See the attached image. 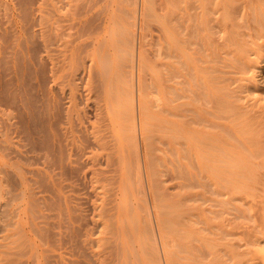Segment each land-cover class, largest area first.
I'll return each mask as SVG.
<instances>
[{
	"label": "bare ground",
	"instance_id": "6f19581e",
	"mask_svg": "<svg viewBox=\"0 0 264 264\" xmlns=\"http://www.w3.org/2000/svg\"><path fill=\"white\" fill-rule=\"evenodd\" d=\"M90 1L92 6H79L80 0H0V202L11 204L9 221L0 228V264H227L224 246L236 247L227 239L232 230L222 237L228 221H217L225 204L211 212L214 217L203 212L202 227L195 228L181 223L191 194L176 192L179 198L172 201L167 190L206 181L214 202L231 204L236 217L244 218L248 208L255 212L248 216L264 217L255 200V192L264 191V103L257 113L254 106L263 99L252 105L243 95L259 93L251 72L263 57L264 0H255L259 5L252 9L220 1L216 70L203 67L202 20L209 18L202 6L199 16L196 6L162 11L169 21L159 16L163 43L155 58L159 68L152 69L155 101L145 85L149 59L143 46L148 21L155 19L154 0H124L121 9L118 0ZM117 49L130 63L128 87L126 78L121 81L125 73L117 74ZM85 54L95 59L94 71L84 65ZM84 73L93 96L81 93ZM206 96L213 103L209 115L201 106ZM153 150L172 157L163 158L165 166L163 160L155 166L154 158L153 166L146 157ZM155 167L167 170L166 183L180 182L158 188ZM260 223L255 241L262 244ZM235 257L232 264L243 263Z\"/></svg>",
	"mask_w": 264,
	"mask_h": 264
},
{
	"label": "rangeland",
	"instance_id": "374dc122",
	"mask_svg": "<svg viewBox=\"0 0 264 264\" xmlns=\"http://www.w3.org/2000/svg\"><path fill=\"white\" fill-rule=\"evenodd\" d=\"M84 1V3H82L81 2V0H80V3H79V6H83V5H86V6H92V3H91V1L90 0H83ZM173 0H154L153 2H155V3H153V5L152 6H154L155 8H156V11L158 12V13H160V15H158V13L155 11V10H153L152 12H154V15H155V19H151V21L149 20L148 22V24H147V30L145 31L146 33H147V36H146V34H145V38H144V41H143V46L145 47V53H144V55H145V57L147 58V59H149L148 61H149V64H148V62H147V69H146V71L144 72V74H145V85H146V87L148 88V90H147V92H148V94L150 95V99L152 100V101H155V98H156V88H155V82L153 81V75H154V71H155V69L156 70H158V66L155 68V64H156V62H155V58H156V55L158 54V49H159V47H160V43H163V38H162V36H163V32H162V30H163V28H161V27H163L162 26V24L160 23V21H159V19H160V17L159 16H161V14H162V16H164L163 18L164 19H166L168 16L167 15H165V12H169V9H171V7L172 6H196L195 7V13H194V10H193V13L194 14H196L197 12V14H198V16H199V14H202L203 13V10L202 9H204V13L202 14V15H204L205 14V17L207 16L209 19H207V18H205V20L203 19L204 18V16H202L201 15V17H202V19L201 18H198L197 19V17H196V20H202L203 21V23L206 25H204L203 26V28H204V30L202 31V42H201V46H200V48H201V50H202V56H203V59L206 61V62H204L203 63V67L205 68V66H208V67H210V65H211V67H213V69L214 70H216V67H217V64H216V58H217V56H216V53H217V48H216V46H215V44H213V40L214 39H219L220 37V35H223L222 33H220L221 31H220V13H218L217 12V8L219 9V8H221V6H223L222 4H220V1L221 0H186V1H184V2H182V0H181V2H180V0H179V2H178V0H174L173 2H172ZM189 1V2H188ZM199 1V2H198ZM234 1V0H233ZM254 1V2H253ZM258 1V0H257ZM257 1H256V3H257ZM123 2H124V0H118V2H117V4L119 5V7H120V9L123 7V6H127V2H124V4L125 5H123ZM205 3V4H203V3ZM222 2H225V6H227V4H228V2L227 1H222ZM227 2V3H226ZM81 3H82V5H81ZM86 3V4H85ZM253 3L256 5V3H255V0H235L234 1V3L232 4L233 6H250V8L252 7V6H255V5H253ZM173 4V5H172ZM122 7H121V6ZM202 6V9L200 8V9H198L199 8V6ZM257 5H259V2L257 3ZM164 6V7H163ZM166 6H169V8L167 9L166 8ZM197 6H198V8H197ZM206 6V7H205ZM204 7V8H203ZM154 8V9H155ZM164 8V9H163ZM250 8H248V9H250ZM206 9V10H205ZM252 9V8H251ZM200 10H202V12H200ZM162 11H165L164 13H162ZM197 11V12H196ZM207 13H206V12ZM250 11V10H249ZM156 12V13H155ZM241 13V12H240ZM158 16H157V15ZM168 14V13H167ZM157 16V17H156ZM75 18V17H74ZM78 18V17H77ZM76 18V19H77ZM158 18V19H157ZM79 19H80V17H79ZM79 19H77V20H75L74 19V22L75 21H78ZM158 21H157V20ZM152 20H154L155 22H153ZM80 21V20H79ZM78 21V22H79ZM159 22V23H157V22ZM167 21H169V17L167 18ZM166 21V22H167ZM205 21V22H204ZM207 21H208V23H207ZM192 23H193V21H192ZM161 25V26H160ZM207 25H209V26H207ZM205 27H206V30H205ZM162 30H161V29ZM208 29H209V31L210 30H212V31H208ZM159 31H161V33L162 34H160L159 33ZM205 31H206V33H205ZM209 32V33H208ZM207 33H208V35H207ZM255 33L256 34H258V32H256L255 31ZM210 34H211V37H210ZM160 35H162V36H160ZM160 36V37H159ZM256 36V35H255ZM86 38V37H85ZM203 38H206V39H203ZM87 39H89V40H87ZM248 39H252V38H248ZM255 39V38H254ZM86 40L87 41H90V38H88V35H87V38H86ZM147 40V41H146ZM160 40V41H159ZM162 40V41H161ZM262 40H264V39H262ZM85 41V40H84ZM87 41H85L86 43H88ZM204 41V42H203ZM206 41V42H205ZM212 43H211V42ZM77 43H79V41H77L76 43H75V45H77ZM80 43H82V41H80ZM145 43V44H144ZM207 44V45H206ZM75 45H74V48L76 49V47H78V46H76L75 47ZM207 46H208V48H207ZM264 47V46H263ZM262 47V54L261 55H263V57L260 55H258V57H262L261 59L260 58H258L257 56H256V58H258V63L260 64V65H258L257 63L254 65V72H253V70H252V72H251V74H253L252 76H255L256 75V79H255V77H254V81H257V82H260V83H258L257 84V91L259 92V93H252L253 91L252 90H250L249 92L247 91V92H244V94L243 95H246V102H250L249 104H255V102L254 101H257L258 99H263V100H261V101H259L254 107L256 108L255 110H256V112L257 113H259L258 111L260 110L259 109V106L261 105V104H263L264 103V95H263V93H264V48ZM156 48H157V50H156ZM144 49V48H143ZM119 49H117V52L119 53V51H121L122 53L121 54H119V56L122 58H120L119 60H118V67H117V74L119 75H121V72H122V75H124V73H125V75H124V77H121V81L124 79V78H126L125 80H123L124 82H122V83H124V87L126 86L125 85V81L128 83V79H127V75L126 74H128V72L131 70L130 69V66H129V68H128V64H130L129 63V60L127 59V57H126V54H125V52H124V49H120L119 51H118ZM208 50V51H207ZM88 52V51H87ZM116 52V53H117ZM156 52V53H155ZM209 52V53H208ZM78 53V52H77ZM117 53V54H118ZM92 54V53H91ZM90 53L88 54V56H92ZM116 54V55H117ZM86 55V57H84V62H85V58H86V63L84 64V65H87V67L86 68H88L89 70H92V71H94V69H96L95 68V66L93 65V64H96V62L95 63H93L94 61H95V59L94 58H92V57H94V56H92V57H89V61L87 60L88 59V56H87V54H85ZM84 55V56H85ZM115 55V56H116ZM256 55V54H255ZM210 56V57H209ZM254 56V55H253ZM116 57H118V56H116ZM255 58V57H254ZM255 58V59H256ZM82 59H83V57H82ZM114 59V58H113ZM116 59H114V61H116ZM151 59V60H150ZM154 59V60H153ZM210 59V60H209ZM121 60V61H120ZM153 60V61H152ZM113 61V62H114ZM89 62V63H88ZM93 63V64H91V63ZM117 62V61H116ZM122 62L124 63V64H122ZM153 62V63H152ZM263 62V63H262ZM150 63H152V64H150ZM208 64V65H206V64ZM91 64V65H90ZM205 64V65H204ZM116 65V64H115ZM114 64H113V66H115ZM122 66H123V68H122ZM93 67V68H92ZM116 67V66H115ZM115 67H113V68H115ZM112 68V71L113 70H115V69H113ZM130 69V70H129ZM152 69H154V71H152ZM206 70H207V67L205 68ZM258 69H259V71H258ZM89 70H87V72L89 71ZM123 70V71H122ZM125 70V71H124ZM210 70V69H209ZM92 71L90 72V73H92ZM114 72V71H113ZM112 72V73H113ZM116 72V71H115ZM215 72V71H214ZM257 72V73H256ZM89 72H88V74H90ZM135 73H136V70H135ZM129 74H130V72H129ZM249 74V73H248ZM248 74L246 75V76H248ZM84 75L86 76L87 74H85L84 73ZM119 75V76H120ZM251 76V77H252ZM129 78V77H128ZM85 79L87 80V79H89V76L87 75V77H85ZM88 81V80H87ZM87 81H83L82 83H81V93H84V96L86 97V92L85 91H87V94H89V95H87V96H93L94 94L93 93H95V90H92V89H95V87H94V85H93V82H92V85H91V81L89 82L88 81V84H89V86L88 85H86V83H87ZM86 82V83H85ZM241 82H243L244 84H246V83H248L247 81L246 82H244V81H241ZM256 82V83H257ZM85 83V84H84ZM126 83V84H127ZM207 83L208 82H205V85H207ZM239 83H240V81H239ZM84 84V85H83ZM235 84H238V83H235ZM82 85H83V87H82ZM259 85V86H258ZM262 85V86H261ZM92 86V87H91ZM234 86V85H233ZM232 86V87H233ZM236 86V85H235ZM126 87H128V85L126 86ZM206 88H207V86H205ZM259 87V88H258ZM85 88V89H84ZM204 89V93H206L207 94V89H205V88H203ZM259 94V95H258ZM82 96H83V94H82ZM248 97V98H247ZM211 96H210V98L208 99L207 98V96H206V101L205 102H203L202 103V107H203V109H204V114L205 115H209L208 114V112L209 111H211L212 110V105H213V103H212V101H211ZM261 103V104H260ZM257 106V107H256ZM253 107V108H254ZM254 110V109H253ZM254 110V111H255ZM154 139V138H153ZM154 140H157V139H154ZM154 143V142H153ZM155 145H152V146H157L156 148H157V150H158V146L160 145V142H158V141H155V143H154ZM142 153H143V155H145V152H147V151H145V146L143 145V141H142ZM151 149L153 148L154 149V147H150ZM149 149V148H148ZM154 151V150H153ZM152 152V151H151ZM156 151H154L153 152V157L151 156V155H149V156H147L146 155V157H148L147 158V160L148 161H151L152 162V165H153V159H154V164H155V166H157L158 164H156V163H159V165L161 164V161H162V163H163V165H164V162H165V160L163 159V158H166V157H172L171 155H169V154H165V156L163 157V155L162 154H160V152L158 151V152H156L157 154L159 153V155L160 156H158V155H156V154H154ZM147 154V153H146ZM167 155V156H166ZM154 156H157V158L156 157H154ZM150 158V159H149ZM167 159V158H166ZM161 160V161H160ZM156 161V162H155ZM160 161V162H159ZM151 162H149V165H150V163ZM175 162V161H174ZM173 162V163H174ZM169 163V162H168ZM158 165V166H159ZM162 165V164H161ZM154 166V165H153ZM165 166V165H164ZM150 168H152V166H150ZM155 168H157V167H155ZM164 168H166V167H164ZM150 170V169H149ZM152 170V172H153V170L154 169H151ZM150 170V171H151ZM158 170V168L156 169V171ZM164 170H166V169H164ZM163 170V168H161V167H159V172L157 171V172H155L154 171V173H155V176H157V174H158V176H160L161 177V181L159 180L160 179V177H158L159 179H158V181L159 182H161V183H159L158 181V183H156V184H162L161 185V187L160 186H158V188H164L163 190H165V189H167L168 187H172V186H174L175 184H177L178 183V181L179 180H175L176 182H174V183H171L172 181H169V182H167L166 183V180L167 179H169V176H168V178H165V177H167V173H165V172H167V170L166 171H164ZM195 171V170H194ZM193 171V172H194ZM151 172V173H152ZM157 173V174H156ZM160 173V174H159ZM154 175V174H153ZM157 179V178H156ZM145 184H146V193H147V196H148V198H149V200H150V202H152V197H150V195H151V193H150V191H149V181H147L146 179H145ZM180 182V181H179ZM166 183V184H165ZM203 183H205L206 185L205 186H202L201 184L199 185V184H197V186L196 185H194L192 188H184L183 190L182 189H176V191L175 192H173L174 190H167V194L168 193H170L169 195L171 196H169V199L171 198L172 199V201L174 200H176V199H178L179 197L177 196V194H185L186 192L187 193H189V194H191L190 196H191V198H190V196L188 197V199H189V205H188V203L186 204L187 206H186V209H185V207L183 208V211H184V213L185 214H187L188 215V217H186L185 219H187V220H185V222L187 223H185L184 221L183 222H181V223H183V224H185V225H188V223L192 226V227H195V228H199V227H202V225L200 224L201 223V221H204V220H202V217H201V215L203 216V212H204V215L206 214L207 216H210V214H211V217H214L215 215L214 214H212L211 212L212 211H214V212H216V211H218L219 212V210H222V209H220V207L221 208H223L224 207V204H225V207L226 208H224L223 209V211L225 212H223V216H221L220 215V213H221V211H220V213H219V215H220V217L221 218H218V220L217 221H219V220H221L222 222H224V221H228V222H224V227H223V235H222V237L223 236H226L225 235V233H227V236H226V238L228 237V232L230 231V230H232V234H231V232L229 233V235L231 234V235H234V231L236 230V235H234L233 237L230 235L227 239L229 240V238H230V240H232L233 242V244H235L234 246L236 247V249L235 248H233L234 250H232V245H227L226 244V246H224L225 247V249L223 250V253H222V255H223V261L224 262H227V264H229V263H231L232 264V261H233V259L231 258V257H235V259L236 260H238V262L240 261L241 263H242V261H243V263L244 264H263V260H264V238H262L261 240H262V244H259V241H255V239L256 238H258L259 236H261L262 234L259 232L260 231V222L263 220L264 221V217H262L261 216V219H258L256 216V218L255 217H252L251 215H252V212L253 213H255L253 210L252 211H250V208H248V207H250L251 205H250V203H248L247 201H245L246 203H247V207H246V209L248 210L247 211V215H245V216H248L249 214L248 213H251V217H252V219H246L245 218V216H244V218L242 217V218H238V217H236L232 212H233V210H234V208L233 207H230L231 206V204H228V205H226V203H218V202H214V199L216 198V196H213V195H211V189H210V187H208L207 186V184H208V182H206V181H203ZM163 184L164 185H166L165 187L163 186ZM170 185V186H169ZM210 186V185H209ZM148 190V191H147ZM205 190H206V192H205ZM208 190V191H207ZM210 190V191H209ZM162 191V190H161ZM183 191V192H182ZM166 192V191H165ZM164 192V193H165ZM176 192H179V193H176ZM208 192H210L209 194H208ZM150 195H149V194ZM159 193H160V191H159ZM164 193L162 194V192L160 193V195L162 194V196L164 195ZM207 193V194H206ZM256 193V197L258 196V198L257 199H255V200H257L259 203H257V201H255V203H257V206H264V205H262V202H261V200H263V198H264V191H257V192H255ZM166 194V193H165ZM203 194H204V196L206 197V198H204V196H203ZM212 196V197H211ZM261 196V197H260ZM195 197V198H194ZM203 197V198H202ZM167 198H168V196H167ZM212 198H213V200H212ZM204 199V200H203ZM220 199H224V198H220ZM220 199H219V201H220ZM217 200V199H216ZM241 201H243V199H240ZM249 200V199H248ZM7 201V200H6ZM190 201H194V202H190ZM196 201V202H195ZM208 201H212V202H214V203H212V202H208ZM239 201V200H238ZM250 201V200H249ZM260 202H261V204H260ZM6 203L7 202H5V200H4V202L2 201V202H0V218H2V219H0V228L2 227L3 228V226L5 227L6 226V224H7V222L9 221V211L11 210V204H9L10 206H8V204L6 205ZM216 203V204H215ZM232 203V202H231ZM242 203H243V205H245L244 204V202H235V203H232V206H234L235 204L238 206V205H240L241 204V206H242ZM220 204H223V207L220 205ZM249 204V205H248ZM259 204V205H258ZM263 204H264V202H263ZM208 205H210L209 207H208ZM189 206H190V209H189ZM220 206V207H219ZM227 206H229L230 208L228 209V207ZM192 207V208H191ZM215 207H216V209H217V207L219 208L218 210H215ZM240 207V206H239ZM202 208H204L203 210H202ZM210 208V209H209ZM233 208V209H232ZM194 209V210H193ZM200 209V210H199ZM241 209H243V207L241 208ZM245 209V208H244ZM197 210V212H195ZM210 212H209V211ZM227 210H229V211H227ZM230 210L232 211V212H230ZM194 211V212H193ZM245 211V210H244ZM264 211V209H262L260 212H263ZM210 213V214H209ZM227 213V214H226ZM230 213V214H229ZM232 213V214H231ZM264 213V212H263ZM226 214V215H225ZM176 215V214H175ZM186 215V216H187ZM190 215V216H189ZM230 215V216H229ZM8 216V217H7ZM196 216H197V218H196ZM228 218H227V217ZM235 216V218L233 219V217ZM250 216H248V217H250ZM264 216V215H263ZM5 217V218H4ZM195 217V218H194ZM190 218V219H189ZM194 218V219H193ZM204 218V217H203ZM227 219V220H225V219ZM238 220H237V219ZM260 218V217H259ZM7 219V220H6ZM154 219V221H155V218H153ZM193 219V220H192ZM205 219V218H204ZM224 219V220H223ZM229 219H231V220H229ZM246 221H245V220ZM184 220V219H183ZM215 220V219H214ZM215 220V221H216ZM234 220H236L235 222L236 223H234ZM241 220V221H240ZM3 221V222H2ZM5 221V222H4ZM190 221V222H189ZM198 223V224H196V223ZM200 222V223H199ZM154 223H156V222H154ZM179 223V222H178ZM178 223L176 222V224L178 225ZM181 223H179V225H178V228H182V226H184V225H182L181 226ZM221 223V222H220ZM230 223V224H229ZM233 223L234 224H236V225H234V226H232L233 225ZM193 224H195L194 226H193ZM227 224H229L228 226H227ZM177 225L176 226H174L175 228H177ZM198 225V226H197ZM232 226V228H231V226ZM154 226H156L155 227V230H156V233H158V227H157V224L155 225L154 224ZM181 226V227H180ZM190 226V227H191ZM225 226H227L226 227V231H225ZM185 227H189V226H184V228ZM1 228V229H2ZM0 229V230H1ZM234 230V231H233ZM225 231V232H224ZM251 233H253V235L255 234V236L252 238L251 237ZM257 234H260V235H257ZM0 236H1V232H0ZM157 236H158V234H157ZM176 237V236H175ZM178 237V236H177ZM159 240H158V243L160 242V238H159V236L157 237ZM225 238V237H224ZM225 238V239H226ZM252 238V239H251ZM180 238L178 237V242L180 241L179 240ZM224 240V242H229L228 240ZM257 243V244H256ZM195 244H200V242H196ZM231 246V247H230ZM159 247H161V244H159ZM174 247V246H173ZM177 248V247H176ZM175 249V248H174ZM227 249H228V251H227ZM226 250V251H225ZM229 250H232V252H233V254L235 255V256H233L232 255V252L230 251V255H229ZM228 252V253H227ZM227 254V256H226V254ZM162 254V253H161ZM239 256H241L242 258H240ZM230 257V258H229ZM243 259V260H239V259ZM223 262V263H224ZM242 263V264H243ZM240 264V263H239Z\"/></svg>",
	"mask_w": 264,
	"mask_h": 264
}]
</instances>
